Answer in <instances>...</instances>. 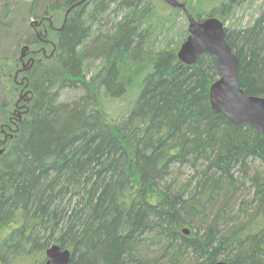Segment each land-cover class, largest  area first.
Listing matches in <instances>:
<instances>
[{
  "label": "trees",
  "instance_id": "trees-1",
  "mask_svg": "<svg viewBox=\"0 0 264 264\" xmlns=\"http://www.w3.org/2000/svg\"><path fill=\"white\" fill-rule=\"evenodd\" d=\"M179 1L224 24L239 87L264 98V4L240 28L227 23L247 0ZM28 15L66 20L54 61L24 70L27 116L0 155V264H43L53 245L71 264H264V136L213 110L211 55L178 58L169 34L188 15L154 0H31ZM133 91L110 118L102 96Z\"/></svg>",
  "mask_w": 264,
  "mask_h": 264
},
{
  "label": "rangeland",
  "instance_id": "rangeland-1",
  "mask_svg": "<svg viewBox=\"0 0 264 264\" xmlns=\"http://www.w3.org/2000/svg\"><path fill=\"white\" fill-rule=\"evenodd\" d=\"M31 0H0V58L8 60L3 70L4 85H0V103L9 94V118L0 129V155H3L14 139L19 125L26 119L30 94L24 78V70L36 61L52 62L55 57L56 35L66 20L65 15L49 16L35 19L28 15ZM166 14L172 9L162 0H154ZM264 0H247L227 23L235 27H246L259 15ZM113 19V17L111 18ZM170 31V39L175 38V44L188 34V18L177 17ZM38 39V44L25 45L29 38ZM77 93L66 92L64 99L73 98ZM137 96L133 91L120 101H112L102 96L104 109L110 118H118L127 113ZM7 231L1 235L0 238ZM44 264L45 254L39 257ZM17 264H33V259L18 260Z\"/></svg>",
  "mask_w": 264,
  "mask_h": 264
},
{
  "label": "water",
  "instance_id": "water-1",
  "mask_svg": "<svg viewBox=\"0 0 264 264\" xmlns=\"http://www.w3.org/2000/svg\"><path fill=\"white\" fill-rule=\"evenodd\" d=\"M172 9L188 15V38L178 51V58L187 66L195 65L204 54L215 60L221 77L210 91L211 105L232 124H248L264 136V98L247 96L238 85L239 59L227 42L224 24L217 18L198 21L189 15L186 6L179 0H162ZM190 235L189 230H184ZM44 264H71L72 254L58 245L45 253ZM216 264H228L224 261Z\"/></svg>",
  "mask_w": 264,
  "mask_h": 264
}]
</instances>
